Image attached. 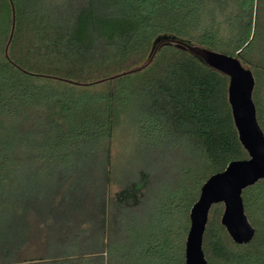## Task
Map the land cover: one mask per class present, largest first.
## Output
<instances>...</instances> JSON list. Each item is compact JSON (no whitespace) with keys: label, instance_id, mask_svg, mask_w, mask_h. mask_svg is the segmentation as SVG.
Listing matches in <instances>:
<instances>
[{"label":"trees","instance_id":"16d2710c","mask_svg":"<svg viewBox=\"0 0 264 264\" xmlns=\"http://www.w3.org/2000/svg\"><path fill=\"white\" fill-rule=\"evenodd\" d=\"M181 43L253 72L264 131V0H0V264H186L203 185L249 156L229 78ZM243 201L254 239L213 206L210 264H264V180Z\"/></svg>","mask_w":264,"mask_h":264},{"label":"water","instance_id":"95a60500","mask_svg":"<svg viewBox=\"0 0 264 264\" xmlns=\"http://www.w3.org/2000/svg\"><path fill=\"white\" fill-rule=\"evenodd\" d=\"M13 11L14 25L9 45L15 30L14 5ZM181 44L207 66L229 78V103L234 123L240 142L249 156L246 160L232 162L224 172L210 177L203 185L200 198L191 210V226L186 242V264H210L203 250V242L213 206L223 204L221 224L236 244L247 245L256 235V230L245 212L243 192L264 180V131L258 121L253 98L256 86L253 72L237 57L197 45ZM155 53L147 64L113 76L111 79L145 69L153 61Z\"/></svg>","mask_w":264,"mask_h":264},{"label":"rangeland","instance_id":"374dc122","mask_svg":"<svg viewBox=\"0 0 264 264\" xmlns=\"http://www.w3.org/2000/svg\"><path fill=\"white\" fill-rule=\"evenodd\" d=\"M124 144L125 138H119L114 142L113 155L116 160L117 173L119 174L127 172V166L128 164L130 165V158L132 156V151L128 152L127 149H125L126 151L123 150ZM124 177L127 178V176L125 175ZM120 190L121 188L117 184H115V186L113 187V193L118 194Z\"/></svg>","mask_w":264,"mask_h":264}]
</instances>
